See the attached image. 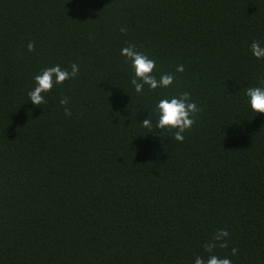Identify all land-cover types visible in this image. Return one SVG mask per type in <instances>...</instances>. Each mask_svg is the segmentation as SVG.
I'll return each mask as SVG.
<instances>
[{
	"label": "trees",
	"instance_id": "obj_1",
	"mask_svg": "<svg viewBox=\"0 0 264 264\" xmlns=\"http://www.w3.org/2000/svg\"><path fill=\"white\" fill-rule=\"evenodd\" d=\"M253 41L264 0H0V264H264ZM129 45L174 83L137 93ZM73 63L47 103L30 101L36 75ZM185 92L201 111L178 142L156 106Z\"/></svg>",
	"mask_w": 264,
	"mask_h": 264
},
{
	"label": "clouds",
	"instance_id": "obj_2",
	"mask_svg": "<svg viewBox=\"0 0 264 264\" xmlns=\"http://www.w3.org/2000/svg\"><path fill=\"white\" fill-rule=\"evenodd\" d=\"M121 31L124 32L125 29L122 28ZM27 47L30 52L35 51L34 42H30ZM250 47L252 54L256 58H264V47L261 46L259 41H253ZM121 55L131 62L134 69L135 77L131 83L134 85L137 93H143L145 84L150 89L155 90L161 87L167 88L174 83L175 77L172 74H163L158 80L154 75L156 70L155 61L146 54L137 51L135 45L122 48ZM176 70L177 72H183L184 66L178 65ZM78 74L79 66L76 63L71 65V72L62 70L59 65L44 69L41 74L36 75L34 78L36 86L28 92L30 101L37 106L44 105L47 103L44 94L51 92L55 85L63 84L65 81L75 78ZM246 95L250 98L252 110L257 113H264V88L248 87ZM60 104L67 105L68 99H62ZM156 107L159 112L156 127L162 130L175 129L174 138L178 142L184 141V133L193 127L195 123L194 116L201 111L195 102H191L190 94L187 92L182 93L179 97L161 99ZM65 114L71 115V110L67 107H65ZM142 125L146 128H151V120L149 118L145 119ZM228 236L229 232L226 229H221L215 234L214 241L219 242L220 248H227L228 242L225 238ZM215 242L205 245L209 253L217 247V243ZM237 252L238 249L233 247L232 254L236 255ZM194 264H232V261L228 258L211 255L205 262L203 258L198 256L195 258Z\"/></svg>",
	"mask_w": 264,
	"mask_h": 264
}]
</instances>
